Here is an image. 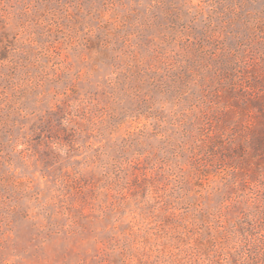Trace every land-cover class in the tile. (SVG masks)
I'll return each instance as SVG.
<instances>
[{
	"label": "rangeland",
	"instance_id": "obj_1",
	"mask_svg": "<svg viewBox=\"0 0 264 264\" xmlns=\"http://www.w3.org/2000/svg\"><path fill=\"white\" fill-rule=\"evenodd\" d=\"M0 264H264V0H0Z\"/></svg>",
	"mask_w": 264,
	"mask_h": 264
}]
</instances>
